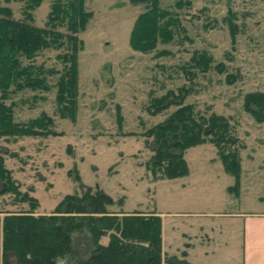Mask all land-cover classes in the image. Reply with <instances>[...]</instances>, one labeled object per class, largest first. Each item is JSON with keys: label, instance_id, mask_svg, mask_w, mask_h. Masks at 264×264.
Instances as JSON below:
<instances>
[{"label": "rangeland", "instance_id": "1", "mask_svg": "<svg viewBox=\"0 0 264 264\" xmlns=\"http://www.w3.org/2000/svg\"><path fill=\"white\" fill-rule=\"evenodd\" d=\"M53 1L43 0L35 10L36 26H45ZM194 1L195 7L181 15L194 41L167 47L173 55L156 59L131 46V33L137 16L144 10L142 5H133L130 0H85L93 16L79 34L83 45L77 58L79 98L75 121L57 115L55 88L38 93L46 97L43 101H33L32 91L18 92L6 102L15 105V120L26 123L44 112L55 120L54 131L61 135L11 143L2 140L0 154L13 170L12 178L22 185V191L32 188L31 195L39 202L36 210L39 214H50L66 195H80L89 187L93 192L101 189L115 200L113 211L124 209L128 211L126 214L138 212L159 217L156 209L160 211L167 251L173 243L176 254L180 240L184 243L181 236L186 233L196 245L189 262L224 264V260L230 264L234 254L241 255L243 230L238 221L220 213L264 209V201L260 200L264 198V122L256 123L243 111L245 94L264 92V0ZM3 4L0 0V5ZM22 7L13 4L15 18H23ZM228 7L237 12L238 23L244 30L236 51H232L229 30L222 23ZM208 18L219 20L215 28L204 29L203 22ZM196 49L209 51L215 60L226 63L230 72L240 71V78L231 85L225 82V75L216 72L199 77L198 92L185 100V104H196L201 111L210 107L212 113L228 117L235 127L234 135L239 139L236 147L242 161L241 187L237 190L240 201L227 192L236 181L225 172L212 144L189 150L188 177L153 182L145 168L152 153L142 132L163 121L177 106L173 104L158 115L150 114L147 107L153 96L160 97L167 89L185 83L177 64L188 60ZM60 52L46 50L34 62H24L60 68L56 59ZM231 52L233 58L229 59ZM57 78L49 80L53 87ZM12 202L16 201L11 195L0 197V209L19 210ZM175 213L188 214L174 217ZM3 216L0 213V218ZM169 222L176 227L172 232ZM206 233L209 247L207 242H201L206 241ZM174 234L176 237L170 243L169 235ZM168 264L187 262L172 257Z\"/></svg>", "mask_w": 264, "mask_h": 264}, {"label": "trees", "instance_id": "2", "mask_svg": "<svg viewBox=\"0 0 264 264\" xmlns=\"http://www.w3.org/2000/svg\"><path fill=\"white\" fill-rule=\"evenodd\" d=\"M130 1L144 9L131 33L134 50L157 59L173 55L167 47L194 41L181 18L184 11L195 7L194 0L170 4H164V0ZM42 2L3 0L4 4L0 5V141L11 143L61 135L54 131L55 120L44 112L29 122H17L15 105L6 102L18 92L32 91L33 101H43L46 97L38 93L55 88L57 115L72 121L77 117V58L83 45L79 34L85 31L93 13L87 10L85 0H55L45 26L38 27L34 12ZM17 3L23 6L22 19L14 17L12 7ZM218 22L208 18L203 27L212 29ZM222 23L229 30L232 51H236L238 39L244 33L237 12L228 7ZM50 49L62 50L56 58L60 68L31 62L39 53ZM228 58H233L232 52ZM27 60L30 63L24 62ZM177 66L185 83L167 89L160 97L153 96L147 107L150 114L158 115L173 104L177 106L163 121L142 132L152 153L145 168L153 182L188 177L189 150L212 144L225 172L235 178L236 184L229 191L238 193L242 161L236 147L239 139L234 135L235 127L228 117L212 113L210 107L201 111L196 104H185V100L198 92L199 77L216 72L225 75V82L231 85L240 78V71L230 72L226 63L218 62L205 49L193 50L190 58ZM52 77H58L55 87L49 81ZM243 107L256 123L264 122V92L245 94ZM12 176L13 170L6 166L4 155L0 154V197L11 195L16 201L12 205L20 207L17 211L0 209L4 214L0 218L2 264H163L159 216L113 211L115 200L101 189L93 192L90 187L80 195H66L50 214H39L36 211L39 202L31 195L32 188L23 192L22 185Z\"/></svg>", "mask_w": 264, "mask_h": 264}, {"label": "crops", "instance_id": "3", "mask_svg": "<svg viewBox=\"0 0 264 264\" xmlns=\"http://www.w3.org/2000/svg\"><path fill=\"white\" fill-rule=\"evenodd\" d=\"M227 192L230 194H235L236 197H238L237 200L240 201V193H232L229 191V188ZM261 201H264V198L260 199ZM156 209V208H155ZM123 211L126 213L128 211L124 210ZM157 213L160 215L162 218L163 215L160 211L156 209ZM160 212V213H159ZM188 213H175L173 216L178 217V216H185ZM216 217L215 214H210L209 216ZM220 215L226 216L231 221L236 222L238 221L240 223V226L243 230V244H242V251L241 255H236L234 254L232 256L231 262L233 264H236L235 262L238 261L237 263L239 264H264V209L263 210H245V211H233L232 213H223ZM162 224H163V218H162ZM164 229V224L162 225ZM170 230L172 232V229H175L176 227L173 226V222H169ZM184 236H181V239L184 241V243H181L178 245L176 248V254H173L174 249L173 247V239L169 235V242L172 243L170 244L169 251H167V244H165V241L167 240L166 237L164 238V232L162 236V251H163V264H168V259L172 257H176L178 259H185L187 264H190L191 262L188 261V257L190 258L194 250L196 248V245L193 243V237L190 235H187L186 233L183 234ZM203 237V236H202ZM108 239L104 240V243H107ZM167 242V241H166ZM202 244L207 242V247H209L210 243V238L209 235L206 233V241L202 240ZM202 248V247H201ZM224 264H227L223 260ZM230 262V264H231ZM192 264V263H191Z\"/></svg>", "mask_w": 264, "mask_h": 264}]
</instances>
